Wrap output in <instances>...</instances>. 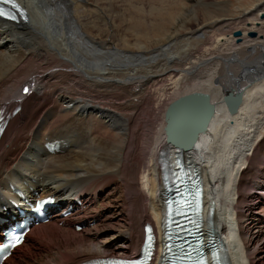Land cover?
<instances>
[{
    "label": "bare ground",
    "instance_id": "1",
    "mask_svg": "<svg viewBox=\"0 0 264 264\" xmlns=\"http://www.w3.org/2000/svg\"><path fill=\"white\" fill-rule=\"evenodd\" d=\"M15 1L32 12L18 25L0 21V109L11 114L20 108L0 140V217L9 187L20 183L30 196H54L82 226L77 231L58 212L31 228L25 239L33 238L32 248L50 251L40 264L130 257L142 245L146 224L162 239L165 113L194 93L209 96L213 116L198 133L208 117L206 103L179 104L168 120L171 146L185 147L203 178L204 218L211 213L229 264H264V0L253 5L249 28L238 19L217 28L204 8L209 23L182 40L198 14L185 9L187 3L219 8L227 2L157 3L165 12L152 14L150 36L144 14L133 12L127 28L123 21L114 26L109 16L102 22L96 0H44L45 10L34 7L36 0ZM117 2L106 0L104 12L110 15ZM48 20L45 33L59 31L52 44L39 29ZM121 30L136 44L116 41L111 33ZM110 53L115 60L104 57ZM27 83L33 91L23 97ZM238 94L241 104L229 113L225 100ZM200 111L206 118L198 127ZM55 140L60 152L51 155L44 144Z\"/></svg>",
    "mask_w": 264,
    "mask_h": 264
},
{
    "label": "rangeland",
    "instance_id": "2",
    "mask_svg": "<svg viewBox=\"0 0 264 264\" xmlns=\"http://www.w3.org/2000/svg\"><path fill=\"white\" fill-rule=\"evenodd\" d=\"M19 1H20V3H24V1L26 2L27 0H19ZM101 1H103V0H99V1L96 0V3L98 2L97 5L99 6V8L102 9V7H103V9L101 10L102 11L101 14H99L100 18H102L101 19L102 22H103V18H105V20H109V17H110V18L114 19L113 20L114 21L113 22L114 23V26H116L117 22L123 21L126 24V26L124 28H127L128 25H129V23L132 20V17L130 15H133L134 14L133 12H137V13H140V14H144L146 17H144L143 22H145L147 24L149 21H152L151 20L153 18L152 14H160V13H164L165 12L163 6L161 5V7H160L159 5H157V3L158 4H160V2L166 3V2H171L173 0H159L158 2H157V0H154V2L156 3V5L158 7L155 6L153 0H119L120 3L118 4V2H117V5L113 6L112 9H111V11H109L113 15H111V14L109 15L108 12L107 13L104 12V10H105L104 9V6H105V1L106 0L103 1V4L100 3ZM223 1H226L227 4H224L225 6L224 5L219 6V8H217L218 5H217V7L215 6L214 8H213L214 5L212 7L210 5L209 6H206L204 3L203 4L200 3L201 4L200 5L199 3H197L199 1H195V2L190 1L189 2L190 5L187 3L188 8H185V9L195 8L198 11V14L196 15V21H191V23L189 24V26L186 27L182 31V33H181L182 36L180 35L178 37V39L179 40H182L186 36L189 37L193 32H194L193 35H200V33H201L200 28L201 27H204L206 24L209 23L208 20L205 18V12L208 14L209 21L210 22L213 21L216 24L215 26L216 27L218 26L217 28H221V25H223V21L224 20H228V21L234 22L236 19H238L239 22L248 24V25H245L244 27L245 28H249V23L250 22H248V20H246V19L249 18L252 15L251 13H255V10H253L252 8H253V5L256 4L258 0H209V1L206 0V4L208 5V4L216 3V2L217 3L218 2H221L222 3ZM259 1H261V0H259ZM35 2H36V5L35 4L34 5L36 7L38 5H41L44 8V10H45V5L47 6V4L45 3L44 0H36ZM26 5H27V2H26ZM100 6H102V7H100ZM204 8H205V12H204ZM106 10H109V8L108 9L106 8ZM30 12H32L31 9H30ZM30 12H29V9H27L28 17H29ZM48 15H50V14H48ZM163 15L165 16V14H163ZM163 15H162V18H165V17H163ZM184 15L185 16L188 15V11L183 12L182 15H181V17L183 18ZM111 16H113V17H111ZM147 17H149V18H147ZM216 19L217 20H220V22L218 21V23H216L215 22V21H217ZM48 21H45V22H42L41 21L42 23L41 22L39 23V26L43 24L40 27L38 26L39 29H40V32H42V33L43 32L44 33L46 32L47 24L48 23H51V21H49V22ZM244 21H247V23L244 22ZM32 23H34V24L36 23L37 24V21L36 20H32ZM146 26L149 27L150 30H149V28L148 29L146 28L144 30V33L146 34V31L148 30L150 32L147 31V33H149L148 35L151 36V34H152L151 33L152 28L148 24ZM41 27H43V29ZM215 30H216V28H213L212 29V32H211V35L210 36L213 35V32H215ZM54 31L55 32L52 33L51 36H48L45 33L47 35L46 38H47L48 42H50L51 44L53 43L54 36H55V38L56 37L58 38V34H59V31L58 30L55 29ZM121 31L122 32H119L118 31V32H115V33H111V34H113L112 37L116 41H118V42H124L125 45H127V42H128V44L130 46L136 44L137 39H134V37L132 38L133 34L131 36V35H129V32H126V30H121ZM238 31H240V30H238ZM150 36H148V37H150ZM180 37H182V38H180ZM208 45L207 44H204L201 47H204L205 48L206 46L208 47ZM52 47H53V45H52ZM54 48L55 49H58L56 47H54ZM96 52H98V51H96ZM104 57L106 59L109 58L111 60H115V57L112 56V53H110L108 55L106 54V55H104ZM217 60H219L221 62V59H217ZM171 61H169V62H171ZM232 63L233 62H231L229 64L232 65ZM87 65H89V64H87ZM263 182H264V179H263ZM243 201H245V200H243ZM106 234L112 235L111 232H108ZM90 239L93 240L94 242L96 241L97 243L100 242V241H102L101 236L96 237L95 239H93V235H91ZM248 239H250V236H248ZM32 242H33V238L28 237L26 239V241H25V246L22 247L21 249L17 250L16 252H14L13 255L11 256L12 258H10V260H9L10 262L8 261L5 264H40V261L44 258L43 256H45V254L49 253L50 251L46 247L45 248L43 247L44 249H42L41 247H39L37 250H34L32 248V246H31L32 245Z\"/></svg>",
    "mask_w": 264,
    "mask_h": 264
},
{
    "label": "water",
    "instance_id": "3",
    "mask_svg": "<svg viewBox=\"0 0 264 264\" xmlns=\"http://www.w3.org/2000/svg\"><path fill=\"white\" fill-rule=\"evenodd\" d=\"M236 38H238L241 33L239 31L235 32L233 34ZM249 36L251 37H254V33H249ZM240 95H236V99H231V98H228L225 100L226 104L228 105V110H229V113H235V111L237 110V107H239V105L241 104V100H240ZM203 100V103L207 105V108H208V117H207V120H205L206 122H204L203 126L198 129V133H203L204 131H206V127H207V124H208V121L209 119L213 116V112H214V106L210 103L209 101V96L208 95H205V94H202V93H194L190 96H187V97H184V98H181L179 99L178 101L172 103L166 113H165V119L167 121V125L165 127V133L167 135V141L168 142H171V135H170V132H169V126H168V120H169V117L171 115V113L174 111V109H176V107L181 104L182 102H185L187 100ZM198 135V134H197ZM197 137V136H196ZM194 138V141L195 139L197 138ZM183 149H186L185 147H182Z\"/></svg>",
    "mask_w": 264,
    "mask_h": 264
},
{
    "label": "snow or ice",
    "instance_id": "4",
    "mask_svg": "<svg viewBox=\"0 0 264 264\" xmlns=\"http://www.w3.org/2000/svg\"><path fill=\"white\" fill-rule=\"evenodd\" d=\"M2 2L4 4H11V7L13 9H15L16 12H18L21 17L26 18V13L21 9V7L18 3L13 2V0H2ZM0 17L6 18V19L12 20V21H15L17 19V16L14 13L5 12L3 9H0ZM25 92H27V89H25ZM178 191H179V189H178ZM180 195L182 197V202H181L182 207L190 208V207H192L193 203H196V205L198 206V199H196V200H189L188 199L189 196H193V195L195 197H198L199 196L198 191L194 194L191 192H189L187 194H185L184 192H180ZM169 207L171 208V205ZM176 215L177 216H184L185 218H188L187 212L177 211ZM174 222L177 223V227H179L182 230H186L185 226L183 224H180L178 221H174ZM148 232L150 234L151 229H148ZM151 239H152V236L149 235L148 240L151 241ZM166 246L171 247L169 245H166ZM100 264H129V262L123 261V260H109V261H101ZM200 264H203V261H201Z\"/></svg>",
    "mask_w": 264,
    "mask_h": 264
}]
</instances>
